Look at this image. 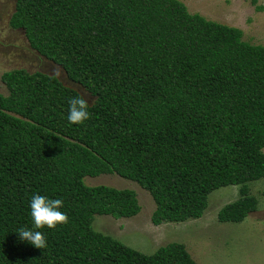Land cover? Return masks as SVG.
I'll return each instance as SVG.
<instances>
[{
  "label": "trees",
  "instance_id": "16d2710c",
  "mask_svg": "<svg viewBox=\"0 0 264 264\" xmlns=\"http://www.w3.org/2000/svg\"><path fill=\"white\" fill-rule=\"evenodd\" d=\"M10 25L95 100L88 120L70 124L77 90L42 72L3 74L0 264H198L181 243L147 255L97 232L95 215L131 218L141 207L134 191L87 186L86 177L139 184L156 226L201 218L227 186H240V198L220 222L257 211L247 184L264 178L263 45L179 0H16ZM36 194L61 199L68 216L39 229L44 249L18 235L36 230Z\"/></svg>",
  "mask_w": 264,
  "mask_h": 264
},
{
  "label": "rangeland",
  "instance_id": "374dc122",
  "mask_svg": "<svg viewBox=\"0 0 264 264\" xmlns=\"http://www.w3.org/2000/svg\"><path fill=\"white\" fill-rule=\"evenodd\" d=\"M191 14H200L214 21L243 32V40L264 46V0L257 9L250 0H179ZM16 0H0V94L8 95L2 81L4 73L23 69L29 73L42 72L51 75L59 68L58 78L64 85L77 90L90 104L91 94L81 85L69 80L64 68L48 60L34 50L23 30L11 27L10 19ZM87 186L106 185L117 189H129L136 193L141 211L131 218H114L95 215L93 227L97 232L111 236L141 253L151 255L160 247L171 243L186 246L198 264H264V178L247 184L251 195L258 199V209L241 223H222L219 211L240 198V186H227L212 192L208 207L199 219L184 222H166L156 226L152 215L156 209L149 192L139 184L117 174L86 177Z\"/></svg>",
  "mask_w": 264,
  "mask_h": 264
},
{
  "label": "clouds",
  "instance_id": "9594fccd",
  "mask_svg": "<svg viewBox=\"0 0 264 264\" xmlns=\"http://www.w3.org/2000/svg\"><path fill=\"white\" fill-rule=\"evenodd\" d=\"M54 78H60L62 73L59 68H53L51 72ZM67 120L70 124L79 125L90 118L88 101L83 96L70 97ZM63 207L61 199H49L39 194L33 195L30 202L31 218L34 229L20 228L18 235L21 241H27L37 249L47 246L44 234L39 231L45 227L54 229L57 225L68 222V216L60 211Z\"/></svg>",
  "mask_w": 264,
  "mask_h": 264
}]
</instances>
